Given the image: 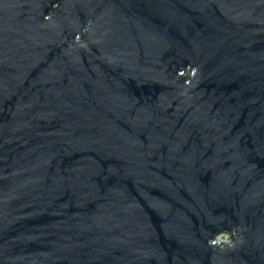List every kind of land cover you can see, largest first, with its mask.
Here are the masks:
<instances>
[{"label": "water", "instance_id": "water-1", "mask_svg": "<svg viewBox=\"0 0 264 264\" xmlns=\"http://www.w3.org/2000/svg\"><path fill=\"white\" fill-rule=\"evenodd\" d=\"M0 264H264V0H0Z\"/></svg>", "mask_w": 264, "mask_h": 264}, {"label": "rangeland", "instance_id": "rangeland-1", "mask_svg": "<svg viewBox=\"0 0 264 264\" xmlns=\"http://www.w3.org/2000/svg\"><path fill=\"white\" fill-rule=\"evenodd\" d=\"M217 240L223 241V242H228L230 240V238L228 237L227 234H222V235L217 236Z\"/></svg>", "mask_w": 264, "mask_h": 264}]
</instances>
